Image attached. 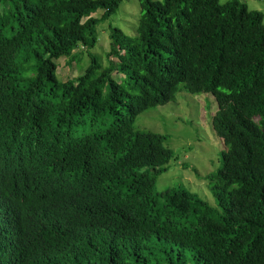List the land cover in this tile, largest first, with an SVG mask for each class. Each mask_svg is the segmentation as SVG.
I'll return each mask as SVG.
<instances>
[{
    "label": "trees",
    "instance_id": "16d2710c",
    "mask_svg": "<svg viewBox=\"0 0 264 264\" xmlns=\"http://www.w3.org/2000/svg\"><path fill=\"white\" fill-rule=\"evenodd\" d=\"M0 0V264H264V23L230 0ZM102 11L99 18L92 15ZM100 32V31H99ZM62 82L57 62L80 70ZM205 94L214 205L154 191L173 152L140 114Z\"/></svg>",
    "mask_w": 264,
    "mask_h": 264
},
{
    "label": "rangeland",
    "instance_id": "374dc122",
    "mask_svg": "<svg viewBox=\"0 0 264 264\" xmlns=\"http://www.w3.org/2000/svg\"><path fill=\"white\" fill-rule=\"evenodd\" d=\"M228 1L230 0H220V3ZM239 1L246 4L249 11L261 13L264 23V0ZM101 14L102 11H98L92 16L99 18ZM140 14L139 0H125L114 16L98 26V43L92 53L103 66L106 65V54L109 51V28H118L125 35L133 37ZM57 64V77L65 82L77 77L88 65V59L83 56L80 70L75 62L68 64L67 59H60ZM212 102L209 95L181 91L177 93L174 101L137 116L135 130L167 137L165 146L175 157L167 172L155 179L156 193L180 187L214 205L210 191L203 181L206 175L216 172L220 167V149L223 148L210 128V117L207 113L214 108Z\"/></svg>",
    "mask_w": 264,
    "mask_h": 264
}]
</instances>
